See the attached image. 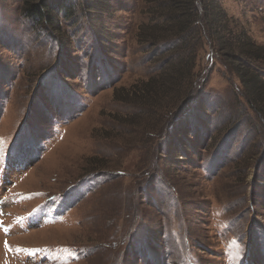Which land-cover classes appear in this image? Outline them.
<instances>
[{"label":"rangeland","instance_id":"rangeland-1","mask_svg":"<svg viewBox=\"0 0 264 264\" xmlns=\"http://www.w3.org/2000/svg\"><path fill=\"white\" fill-rule=\"evenodd\" d=\"M95 1L0 0V264H264V116L228 56L205 36L175 110L158 0ZM219 3L264 45V0Z\"/></svg>","mask_w":264,"mask_h":264},{"label":"trees","instance_id":"trees-1","mask_svg":"<svg viewBox=\"0 0 264 264\" xmlns=\"http://www.w3.org/2000/svg\"><path fill=\"white\" fill-rule=\"evenodd\" d=\"M74 3L76 0H25L24 6L27 16L36 22L52 24L61 12L71 17L75 13ZM153 6L160 17H155L156 23L148 25L141 33L160 55L167 56L162 70H167L168 74L162 72L157 80L165 77L167 82V76H171L168 79L171 81L166 84L174 82L177 90L186 89L182 101L173 106L175 110L191 94L193 86L190 88L184 84L189 78L186 68L196 56L198 47L204 45L206 36L210 43L214 42L217 53L224 52L228 56V66L238 73L248 100L264 116V75L261 69L264 45L251 37L244 23L230 16L219 0H158ZM157 84L160 83L153 79L146 80L139 92L151 90ZM164 107L162 105L159 110L166 111Z\"/></svg>","mask_w":264,"mask_h":264}]
</instances>
